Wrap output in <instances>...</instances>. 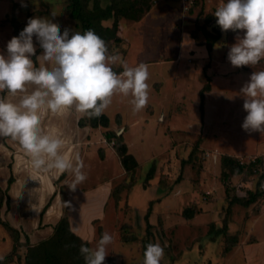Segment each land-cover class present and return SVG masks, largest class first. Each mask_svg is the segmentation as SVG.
<instances>
[{"label": "rangeland", "instance_id": "obj_1", "mask_svg": "<svg viewBox=\"0 0 264 264\" xmlns=\"http://www.w3.org/2000/svg\"><path fill=\"white\" fill-rule=\"evenodd\" d=\"M172 1V6L179 8L180 13L183 9L180 1ZM101 2L105 6L108 0ZM223 2L225 0H197L193 14L187 15L190 32L196 33L198 26H205V19L211 15V6ZM22 3L27 7H22ZM174 16L180 28L178 14ZM35 17L51 19L63 30L79 31L76 21L69 15L65 0H0V20L10 23L14 20L20 32L27 21ZM149 19L145 22L148 38L142 37L140 41L138 36L131 34L129 37V66L134 64L135 59L138 62L135 57L137 52L133 53L138 45H146L140 51L151 56L155 53L153 49L174 44L175 36L169 35L173 34L171 27L162 25L160 16ZM163 23L166 24V21ZM207 29L212 30V27ZM231 32L225 33L224 39L228 40ZM197 35L204 40L201 33ZM225 56L223 50L218 54L213 49L208 57L189 59L191 68L196 67L197 77L205 82L203 87L209 83L205 80L208 75L215 76L219 72L220 65L225 63ZM174 60L166 58L148 65L149 101L141 112L133 113L129 98L113 97L120 102L111 106H117L122 117H109L110 127L100 130L101 140H105L101 145L114 146L111 142L116 140L108 141L105 136L108 131L122 133L128 151L137 158L139 167L127 176L119 161L115 166L110 160L103 165L104 171L99 170L111 182L110 198L105 217L93 222L95 234L90 247H95L102 233L107 231L112 235L113 242L107 247L105 264H143L146 246L157 242L165 251L161 264H264V245L261 244L264 240V190L261 188L264 181V134L254 137L255 132L242 129L247 115L243 108L244 98L230 84L238 83V77H227L230 86L224 85L225 89L217 86L223 91H220V97L217 95L219 108L213 111L208 106L205 117V107L203 116L200 111L198 83L188 81L192 74L182 78L176 69V66L185 64L190 72V66L186 61L177 64ZM229 66L234 71L231 63ZM158 81L164 83L160 92ZM210 83L212 86L211 80ZM107 112L111 116L115 114L109 108ZM224 156L236 157L246 165L260 158L262 164L247 168L241 175L224 178L221 164ZM152 167L153 177L147 180ZM100 175L95 174L92 182ZM86 182L79 184L78 188L86 189L87 185H91V181ZM56 187L58 190L61 188L65 205L64 189L69 187L60 183ZM251 193L259 196L249 207L231 202L235 197L247 199ZM2 195L0 258L11 254L14 247L15 235L3 226L8 224L17 231L20 244L7 264H24L29 238L23 230L14 226L9 211L1 210L3 207L9 210L8 194L4 192ZM188 207L195 211L192 219L183 216ZM226 223L229 236L237 237L238 245L224 256L226 237L211 232L223 228ZM131 236L136 237V241L124 243V238Z\"/></svg>", "mask_w": 264, "mask_h": 264}, {"label": "clouds", "instance_id": "obj_2", "mask_svg": "<svg viewBox=\"0 0 264 264\" xmlns=\"http://www.w3.org/2000/svg\"><path fill=\"white\" fill-rule=\"evenodd\" d=\"M214 16L222 32H243L228 52L233 67L255 66L264 60V0H226ZM34 37L42 49L39 56ZM193 43L183 34L182 50ZM6 48V56L0 53V138L18 143L33 172L68 173L72 177L68 187L75 191L87 179L84 162L79 155L73 161L62 153L64 139L56 129L45 132L42 117H63L74 109L89 120L98 119L116 95L129 98L133 113H139L149 101L148 65L130 67L119 50L110 51L94 30L81 33L65 28L61 33L60 25L46 17L30 18ZM114 66L123 70L114 71ZM240 94L247 113L242 129L264 134V71H255ZM112 242L105 231L95 247L82 243L79 251L85 264H105ZM164 255L160 243H149L143 264H161Z\"/></svg>", "mask_w": 264, "mask_h": 264}, {"label": "crops", "instance_id": "obj_3", "mask_svg": "<svg viewBox=\"0 0 264 264\" xmlns=\"http://www.w3.org/2000/svg\"><path fill=\"white\" fill-rule=\"evenodd\" d=\"M172 3V0H161L156 2L152 11L139 22L130 20L121 21L118 36L122 39V41L119 45H115L114 49H118L126 61L131 53V50L128 48L130 35L132 34L134 36H138L140 41H142V37L148 38V34L145 29V22H147L149 18L153 17L154 19L155 17L160 16L162 18V25H169L172 29L171 31L173 34L169 35L175 36L174 44H166L163 45V47L161 46L153 49L155 53H157L156 56H154L155 53L151 56L145 55V53L140 50L146 48L147 46L143 44L142 46L138 45L136 47L138 49L133 52H137L135 57L138 62H136L135 59L134 64L130 67H135L140 63H144L146 65L159 63L166 58L175 59L174 62L177 64L179 62L186 61L190 66V58L203 59L206 55L208 57L209 50L206 45L208 41L202 27H197L195 30L198 32L196 33L195 31L190 32L188 29L189 21H187V15L193 14V9L196 5L187 11H183L181 9V12L179 13V8L173 7ZM217 4L211 6V12L209 14H214V10L220 6V3L218 5ZM190 10H192L191 14H189ZM174 14H178L180 19L179 24L181 25L180 28L177 26V18H175ZM215 19L216 18H213V23H215H212L211 25L214 36H218V32L215 33V30L220 31L221 36H218L217 41L213 43L210 53H212L213 49H215V53L218 54H220V52L222 53L223 50L224 54L226 53V56L224 58L225 63L220 65L219 72H216L215 76L208 75L207 79H205L207 81L209 80V83L205 86L209 85L210 89L209 92L205 94V117L208 106L210 109H213V111L219 108L216 103L217 95L220 97V91H223L217 88L218 85H221L225 89L226 86L224 85L228 84V86H230L231 84V86L236 88L238 94H240L241 88L249 81L250 76L255 71H264V60H261L260 63L255 66H250V69H248V66H245V68L234 67V71L230 69V62L227 59L230 46L236 43L237 35L241 36L243 35V32H231V37L228 38V40L226 38L224 39L226 34L222 32L220 27L216 24ZM163 21H166V24H164ZM151 22H154V20ZM106 24L108 26L111 25L109 23ZM12 26V23L2 22L0 20V53H3L5 56L7 55V43L14 37ZM5 28H7V30ZM185 33L188 34L191 41L194 43L182 50L181 42L183 34ZM197 33H201L204 40H201ZM34 45L38 50L39 46L35 37ZM217 45H219V47H217ZM41 53L42 50L36 55L39 56ZM34 57H31L33 61ZM195 68V66L194 68L192 67L190 72H188L185 64L176 66V69L179 70L182 78L192 74V77H190L188 81H196V83H198L197 89H199L200 93V91L205 87H203L205 82L200 80L199 76L197 77L195 74L197 73ZM122 70L123 69L121 67L114 66V71L120 72ZM229 76L230 78H233L234 76L238 77V83L229 84V82L226 81ZM210 80L212 81V86ZM158 84L161 85L159 90L160 92L163 87L162 84L164 83H160L158 81ZM117 96L119 98L120 95ZM240 97H242L241 94ZM115 102L119 103L120 100L112 98L111 105ZM111 105L109 110L115 111L113 112L115 113L114 116H111V114L107 112L108 109L104 112V114H106L107 117H122L120 114L121 110L116 108L117 106L114 108ZM83 118L84 117L76 113L74 109L69 111L63 117H52L50 114H45L42 117L43 130L45 132H49L52 129H56L61 138L64 139L65 146L61 150L62 153L68 155L73 161H75V157L77 155H79L83 160L85 165L83 171L87 176L84 184L87 183L86 181H91V185H87L88 187H86V189L78 188V186L75 191L70 188H67L66 190L64 189L65 205L63 204L60 193L61 188L58 190L56 185L60 183L61 186H67L71 183L72 177L68 173L53 175L51 173L37 174L33 172V170L28 166L27 158L24 156L18 143L13 142L10 138H0V188L3 192H7V201L9 198V210L8 207H3L1 210L5 212L9 211V215L11 216V219H13L14 226L25 232L32 245H36L52 236L54 227L63 216L65 208L69 217L71 231L81 239L88 242L93 239L95 234L93 222L95 220H101L105 217L107 202L110 198L111 182H109V178H106L104 174L102 176V172L100 173V171L105 170L104 166L110 160L113 161L115 166L118 164V161L120 164L121 162L112 147L101 145V143L105 141L104 139L101 140V128L94 129L89 126H81L80 121ZM122 126L126 127L124 123H122ZM259 133L260 132L253 133L254 137H257ZM121 134L122 133H119L118 135ZM99 150H102L101 158H99ZM255 152L257 153V151ZM115 159L117 161L116 163ZM97 171L99 172L97 173ZM117 173L118 171H116V174ZM95 174L101 175L99 177L97 176L95 182L93 183L92 180ZM11 177H13V183L9 186V179ZM48 203L49 206L43 213L41 219L42 212ZM72 229L77 230L73 231ZM261 244L264 245V240ZM262 261H264V256Z\"/></svg>", "mask_w": 264, "mask_h": 264}, {"label": "trees", "instance_id": "obj_4", "mask_svg": "<svg viewBox=\"0 0 264 264\" xmlns=\"http://www.w3.org/2000/svg\"><path fill=\"white\" fill-rule=\"evenodd\" d=\"M158 1L161 0H108L107 4L103 6L101 0H65L70 17L76 21V28H78L81 33L88 29L94 30L104 41H106L110 51L111 49H114L115 45H119L122 41V39L118 36L121 21L130 20L139 22L152 11ZM195 5H197V3ZM191 13L192 10L189 11V14ZM213 18H216L214 14L209 15V17L205 19L206 25L202 27L208 41L206 45L209 52L212 49L213 43L217 41L218 36H221L220 31L215 30V33L218 32V36L216 37L214 36V32H212L213 29H207L212 25ZM108 21H111L110 26L106 24ZM12 24L14 28V37H18L20 31L17 30L16 22L13 20ZM63 31L64 30L61 29V33H63ZM41 50L42 49L39 47L37 53ZM34 61H36V57H34ZM209 90V86L207 85L200 91L199 94L200 111L202 116L204 114L205 94L209 92ZM80 124L81 126H89L94 129H107L110 127V119L106 116V114L101 115L98 119L91 120L84 117L80 121ZM105 136L108 141H111L112 139L116 140L112 148L115 150L121 162L124 173L127 176L131 175L139 167V162L133 154L129 153L128 145L124 142L122 134L118 135L117 133L115 134L108 131L105 133ZM100 153L102 154V150ZM221 164L224 170V178H229L232 175L243 174L247 168L262 164V159L257 158L255 161L246 165L241 164L236 157L224 156ZM153 174L154 168L152 167L146 177L147 180L152 179ZM12 183L13 177L9 179V186ZM3 193L4 192L0 188V195L2 197ZM258 196L259 195L257 193H251L250 197L247 199L235 197L231 202L249 207L257 201ZM48 206L49 203L42 212L41 219ZM194 215L195 211L190 207L183 211V216L186 219H192ZM3 226L13 233V236L15 235L14 247L11 254L0 258V264H7L13 258L12 256L15 253L17 246L20 244V240L15 229L10 227L8 224H3ZM215 232L217 233L216 235L222 234L226 237L227 243L223 251L224 256L238 245V238L229 236L227 223L223 226V228L215 229L211 233L215 234ZM133 241H136V237L134 236L124 238V243H131ZM27 243H29V245L27 244L28 248L24 258V264H85L84 258L80 255L79 249L82 243L90 247V242L81 239L71 231L66 208L63 216L55 225L54 232L51 237L36 245H32L29 240Z\"/></svg>", "mask_w": 264, "mask_h": 264}, {"label": "built area", "instance_id": "obj_5", "mask_svg": "<svg viewBox=\"0 0 264 264\" xmlns=\"http://www.w3.org/2000/svg\"><path fill=\"white\" fill-rule=\"evenodd\" d=\"M179 1L182 4L183 10H185V11L192 8L195 5V3L197 2V0H179ZM111 144L113 145L114 142H111ZM261 188L264 190V181L261 184Z\"/></svg>", "mask_w": 264, "mask_h": 264}]
</instances>
